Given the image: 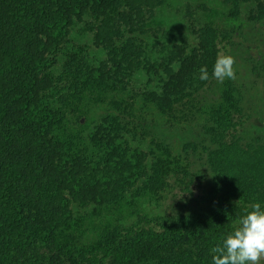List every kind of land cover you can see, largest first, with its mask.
I'll list each match as a JSON object with an SVG mask.
<instances>
[{
	"label": "trees",
	"instance_id": "1",
	"mask_svg": "<svg viewBox=\"0 0 264 264\" xmlns=\"http://www.w3.org/2000/svg\"><path fill=\"white\" fill-rule=\"evenodd\" d=\"M222 2L180 44L167 0H0V264H212L264 206V0Z\"/></svg>",
	"mask_w": 264,
	"mask_h": 264
},
{
	"label": "clouds",
	"instance_id": "2",
	"mask_svg": "<svg viewBox=\"0 0 264 264\" xmlns=\"http://www.w3.org/2000/svg\"><path fill=\"white\" fill-rule=\"evenodd\" d=\"M235 57L218 53L212 76L223 83L236 79ZM199 79L208 80L206 66L199 69ZM212 264H262L264 262V206L254 203L234 229L213 247Z\"/></svg>",
	"mask_w": 264,
	"mask_h": 264
},
{
	"label": "rangeland",
	"instance_id": "3",
	"mask_svg": "<svg viewBox=\"0 0 264 264\" xmlns=\"http://www.w3.org/2000/svg\"><path fill=\"white\" fill-rule=\"evenodd\" d=\"M203 6H206L208 9H210L209 13H215L218 15V17H221L223 13L227 10V7L225 6V4H223L222 0H167V3L164 8L161 12H159V16L160 18L164 19V27L165 32L167 33L168 41L172 40L181 44L186 42L188 39L192 40L193 37L188 33L185 28V24L187 21V11L191 10L194 13L201 12ZM261 32L264 33V28H262ZM259 45L261 47H264V37L259 42ZM236 57L238 64L243 65L244 61L242 60L241 51L239 52V56ZM242 80L246 87L250 85L245 76H243ZM251 92L252 94H254L253 91ZM173 141L175 145V151L179 150V140L175 138ZM149 210H152L156 213L162 212L160 208L147 209L148 212ZM262 264H264V262H262Z\"/></svg>",
	"mask_w": 264,
	"mask_h": 264
}]
</instances>
